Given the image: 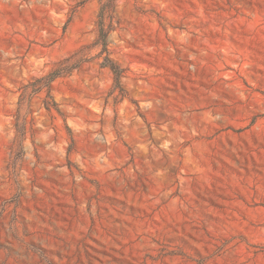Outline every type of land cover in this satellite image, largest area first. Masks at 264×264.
I'll return each mask as SVG.
<instances>
[{
	"label": "rangeland",
	"instance_id": "374dc122",
	"mask_svg": "<svg viewBox=\"0 0 264 264\" xmlns=\"http://www.w3.org/2000/svg\"><path fill=\"white\" fill-rule=\"evenodd\" d=\"M0 264H264V0H0Z\"/></svg>",
	"mask_w": 264,
	"mask_h": 264
},
{
	"label": "trees",
	"instance_id": "16d2710c",
	"mask_svg": "<svg viewBox=\"0 0 264 264\" xmlns=\"http://www.w3.org/2000/svg\"><path fill=\"white\" fill-rule=\"evenodd\" d=\"M104 12L102 10L100 20L98 22V33H97V43L96 45L101 48V51L99 53V58L101 59L100 61V66L102 68H108L114 79V87L116 89H120V81L124 75V71L109 57V53L107 50V40H108V35L104 29ZM73 57L66 59L60 66L42 77L40 80L37 82H42V87L40 88H47L48 92V97H50V90H51V84L60 77H63L65 75H68L70 73V70L72 69H77L78 66L80 65L81 62H86L84 59H81L77 61V63L68 66V67H63L64 63L69 62ZM45 106L47 110H50V105L48 103H45Z\"/></svg>",
	"mask_w": 264,
	"mask_h": 264
}]
</instances>
